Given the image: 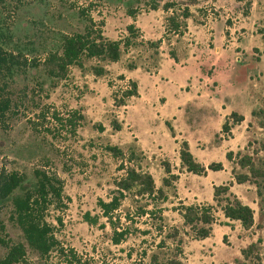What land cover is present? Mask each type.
Wrapping results in <instances>:
<instances>
[{
  "label": "rangeland",
  "instance_id": "1",
  "mask_svg": "<svg viewBox=\"0 0 264 264\" xmlns=\"http://www.w3.org/2000/svg\"><path fill=\"white\" fill-rule=\"evenodd\" d=\"M159 1L162 4L166 0ZM173 1L176 11H165L161 6L149 9L141 0L142 9L133 19L125 12V0H0L1 25L11 36L10 49L16 52L15 44L25 46L28 49L22 52L27 61L37 57L40 62L36 69L30 64L22 66L25 71L18 73L7 87L11 107L0 121V170H16L30 176L33 168L43 167L56 173L63 183L64 199L60 207H49L46 219L63 247H71L77 255L97 264L163 263L175 251L178 237L182 240L179 256L185 264H235L244 258L241 249L251 243V258H259L264 264V193L259 197L251 182L237 183L231 173L233 163L225 155L228 150L240 149L253 154L264 165V0H200L189 4L191 15L186 18L181 33L169 29L167 16L180 13L184 1ZM82 8L98 24L102 22L103 33L109 38L126 36V25L132 20H137L134 24L140 31L135 44L118 61L106 65L104 75H94L89 66L95 61L87 60L84 69L70 66L68 75L53 86L42 71L41 61L55 41V35L62 30L83 27L85 17L78 13ZM187 20L192 27L190 32H186ZM205 21L211 26L208 29L204 26L207 29L204 48L211 50L220 46L218 41L210 39L215 32L222 31L223 45L232 41L230 50L239 51L240 59L227 58L219 69L232 70L236 64L246 65L236 67V74L228 82H220L226 87L221 92L230 98L225 106L218 109L213 106L215 103L207 106L208 115L201 120H196L192 108L189 109L185 121L182 119L176 129L172 127V133L168 129L170 124L162 122L157 115L160 107L154 105L165 96L154 84V72L161 52L182 57L196 49L193 29ZM157 39L162 41L155 53L146 40ZM200 44L198 48L203 52ZM208 54L215 55L212 51ZM129 62L137 67L128 68ZM210 64L207 70H215ZM130 78L137 80L139 95L126 98V105H115L113 93L120 96L121 90L129 86ZM217 83H210L211 88ZM233 88L242 94L236 101L231 99L233 93L229 91ZM167 106L175 109L173 102ZM41 108L44 116L39 113ZM252 109L256 115L250 113ZM232 110L242 113L244 120L229 132H223L221 125ZM74 111L84 118L71 131L55 115L64 119ZM162 116L167 114L163 112ZM114 118L121 124L120 129L111 125ZM174 135L176 138H172ZM183 140L202 164L220 161L222 168L207 169L203 174L182 168L179 148ZM131 143L144 153L142 165L153 175L157 186L162 185L161 179L166 175L165 162L178 177L165 187L167 199L161 203L164 227L159 229L156 215H137L135 204H143L145 200L135 203L127 195L112 220L118 230L128 225V233L119 243H114L112 225L106 217L101 216L98 224H90L83 219V213L100 212L97 199L109 200L115 188L114 179L124 172L119 158L107 151L105 145L117 144L125 149ZM229 181L232 182L230 191L253 208L254 224L244 228L238 221L226 219L217 207L210 234L205 238L194 237L184 225L179 210L193 203L214 204L213 186ZM9 213L10 206L0 210V223L5 225L0 235L20 240L21 232L9 219ZM174 228L178 230L177 235L168 237L167 232ZM160 239H164L161 247ZM5 251L6 247L0 243V258ZM59 257L51 252L49 260L59 262L62 260ZM27 258L40 261L32 251H28Z\"/></svg>",
  "mask_w": 264,
  "mask_h": 264
},
{
  "label": "trees",
  "instance_id": "2",
  "mask_svg": "<svg viewBox=\"0 0 264 264\" xmlns=\"http://www.w3.org/2000/svg\"><path fill=\"white\" fill-rule=\"evenodd\" d=\"M141 0H125V12L131 18L135 19L138 12L142 9ZM143 4L149 9H158L176 11V2L166 0L160 4L159 0H142ZM184 4L180 8V13L172 12L167 16L169 29L173 32L181 33V28L186 25V18L191 15L189 4H195L200 0H183ZM179 9V8H178ZM81 17H85L86 23L81 29H71L60 31L54 36L55 41L50 44L46 55L41 61L43 73L50 80L51 85L68 75L70 66H76L84 69L85 61L94 60L89 66V70L96 76H102L107 72L106 65L110 62L118 61L123 52L133 44L135 37L138 36L139 28L134 23L126 25L128 34L124 37L112 39L103 33V30L96 21H94L85 9L78 11ZM179 16L182 18H179ZM0 18V121L4 120L6 113L11 107V98L8 96L7 87L9 82L15 80V76L25 70L22 66L30 64L34 69L40 64L37 57L30 61L22 52L28 49L25 46L15 44V51L10 49L11 36L5 31L7 29L1 25ZM71 27V26H70ZM142 37V35H141ZM264 39V33L262 34ZM144 41L141 39V42ZM161 39L146 40L147 44L153 48L154 52L160 46ZM171 56L176 59L175 55ZM128 68L134 69L137 65L134 62L127 64ZM123 77V76H121ZM121 95L116 96L113 93L115 105H126V98L139 95L138 82L135 79H129V86L121 90ZM44 116V110L40 112ZM38 113V114H39ZM252 115H256V110H251ZM57 121L65 122L71 131L84 118L77 111L68 114L64 119L56 116ZM244 120V115L236 110H232L224 119L221 125V131L229 132L235 124ZM261 124H263L261 122ZM111 125L115 129H120L121 124L114 118ZM103 129L102 126H99ZM169 129L173 133L172 127ZM105 148L114 157L119 158L120 168L123 173L114 179L115 188L110 195L109 200L97 199V205L100 212L92 214L90 211L83 213V219L90 224H98L101 216L106 217L112 225L111 240L119 243L128 233L129 226H123L117 229V224L112 220L114 212L121 206L123 199L130 195L136 203L138 200H145L143 204H135L137 215H156L159 220V229L163 224V207L161 203L166 201L167 193L165 187L172 185L173 180L178 177L170 169L168 162L164 163L166 175L162 177V185L157 186L153 175L143 167L142 160L145 158L142 150L135 144H129L125 149L117 144H106ZM226 158L233 163L231 173L237 183L245 181L251 182L256 186V192L259 197L264 193V165L257 162L255 156L249 152L243 153L240 149L237 151L228 150ZM179 159L182 168L196 174H203L207 169L219 170L222 168L220 161H212L206 166L198 161L191 152L188 142L183 140L179 148ZM231 181L228 183L215 184L213 186L212 203H193L183 205L179 212L182 214L183 223L187 225L196 238L207 237L212 229V224L216 220L215 211L217 207L222 211L223 216L230 221H238L242 227L249 228L254 224V210L248 204L243 202L236 194L230 191ZM63 183L56 173H51L43 167H35L29 176L25 172L16 170H0V210L5 206H10L9 219L19 228L21 232L20 240H13L10 237L0 235V243L6 247L3 257L0 258V264H15L22 262L24 264H97L90 258L77 255L76 251L69 247H63L53 231L52 224L46 219V211L49 207H60L63 203ZM151 205V207H149ZM129 212V211H128ZM128 217V215H127ZM229 223V222H226ZM103 226V224H101ZM175 229V228H174ZM5 230L3 222L0 223V232ZM178 230L167 232L168 237L177 235ZM181 238L178 237L174 245L175 251L167 256L163 263H144L135 264H185L180 258L182 252ZM159 246H163L164 239H160ZM253 243L241 249L243 259L236 260L235 264H262L259 258L253 259ZM28 251L37 255L40 261H31L27 258ZM51 252H55L59 262L49 260ZM155 255V254H153ZM40 258V259H39Z\"/></svg>",
  "mask_w": 264,
  "mask_h": 264
},
{
  "label": "crops",
  "instance_id": "3",
  "mask_svg": "<svg viewBox=\"0 0 264 264\" xmlns=\"http://www.w3.org/2000/svg\"><path fill=\"white\" fill-rule=\"evenodd\" d=\"M136 21L137 20H132L131 23ZM204 26H207L208 29L211 25H207V21H205L200 27H195V29H193V33H195L193 44L197 47L196 49L193 48L187 51V55H183L182 57L175 56L176 59L170 54L167 55L165 52H161L159 66L154 72V84L163 90V94L165 93V96H161V98L164 97L163 101L160 100L158 105L154 103L155 107H160V113L157 115L161 116L162 122L164 121V123H169L171 127H175L173 129H176L178 123H182V119L185 121V116L191 108L193 110L192 114L197 117L196 120L198 118L201 120L208 115L207 106L213 103H215L213 106L216 109H218L219 106L221 108L225 106L227 103L226 100L230 98L224 92H221V88L226 87H222L223 85L220 84V82H228L230 77L236 74V67L240 69L244 68L246 65L241 63L236 64L232 70H220L219 68L222 64L226 63L227 58L240 59L237 54L239 51L233 52L230 50V45L234 43L232 41L223 45L224 36L222 31H214L213 38L210 39L211 42L215 40L216 42L218 41L220 46L212 47L211 50L204 48L205 39L207 38L205 35L207 29ZM191 28L190 21L187 20L186 32H190ZM198 37L200 39H198ZM210 37L211 36H209V38ZM198 43H201L199 46L203 47V52L198 48ZM211 51L215 53L216 57L213 54L215 60L209 62L210 58H214L208 54ZM209 63H211L210 65H214L215 70H207V65ZM215 81H218V83L215 84V88L212 89V84L210 83H214ZM208 90H210V92H208ZM236 90L235 88L229 90L231 91L230 93H233L231 99L235 101L242 95L240 92H236ZM167 92L169 94H167ZM222 95L225 96L223 100H221ZM167 102L168 104L172 102L175 103V109L174 107H168V104H166ZM163 112L167 114V116H162ZM172 138H176V136L174 135Z\"/></svg>",
  "mask_w": 264,
  "mask_h": 264
}]
</instances>
